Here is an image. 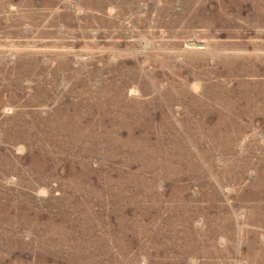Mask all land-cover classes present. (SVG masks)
Wrapping results in <instances>:
<instances>
[{
	"label": "rangeland",
	"instance_id": "1",
	"mask_svg": "<svg viewBox=\"0 0 264 264\" xmlns=\"http://www.w3.org/2000/svg\"><path fill=\"white\" fill-rule=\"evenodd\" d=\"M0 264H264V0H0Z\"/></svg>",
	"mask_w": 264,
	"mask_h": 264
}]
</instances>
